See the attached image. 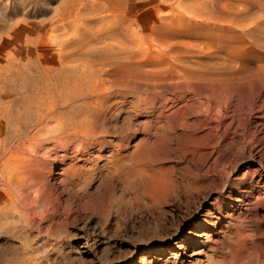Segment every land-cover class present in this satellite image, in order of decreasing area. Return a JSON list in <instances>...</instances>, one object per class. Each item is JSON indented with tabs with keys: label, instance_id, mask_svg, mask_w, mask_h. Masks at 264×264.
Returning <instances> with one entry per match:
<instances>
[{
	"label": "rangeland",
	"instance_id": "rangeland-1",
	"mask_svg": "<svg viewBox=\"0 0 264 264\" xmlns=\"http://www.w3.org/2000/svg\"><path fill=\"white\" fill-rule=\"evenodd\" d=\"M23 59L102 65L126 103L92 162L29 173L0 264H264V0H0V80Z\"/></svg>",
	"mask_w": 264,
	"mask_h": 264
},
{
	"label": "bare ground",
	"instance_id": "bare-ground-1",
	"mask_svg": "<svg viewBox=\"0 0 264 264\" xmlns=\"http://www.w3.org/2000/svg\"><path fill=\"white\" fill-rule=\"evenodd\" d=\"M16 65L18 73L0 80V215L8 203L22 204L27 200L37 202L40 199L41 188L34 185L29 173L37 172L41 164L48 165L58 156L61 161L64 158L73 161L68 168L75 166L76 161L92 162L89 149H93L95 144H102L110 132L101 124L103 122L100 123L108 118L106 110L108 113L120 112L126 103L117 99L119 89L107 78V69L102 65L64 61L60 65L43 67L27 59ZM114 98L123 105L114 107L112 104L117 103H112ZM48 120L55 121L52 128H47ZM69 141L77 143L76 151L70 156L65 148H57L60 143L65 147ZM47 142L51 144L49 147ZM113 148L110 151L111 165L106 163L103 167L94 163V173H103L102 169L112 172V167L124 161L121 144ZM57 149L64 150V153L58 155ZM83 166H79L74 173L91 172L88 169L83 172ZM49 172L47 166L44 173ZM110 174L122 176L126 190L131 192L132 198H136V180L140 174ZM33 185L37 189L33 190ZM154 186L151 185V190L147 191L149 197L153 196ZM31 189L33 196L30 195Z\"/></svg>",
	"mask_w": 264,
	"mask_h": 264
}]
</instances>
